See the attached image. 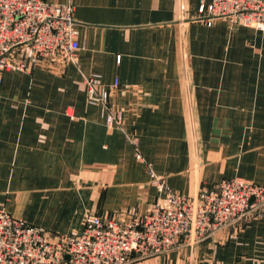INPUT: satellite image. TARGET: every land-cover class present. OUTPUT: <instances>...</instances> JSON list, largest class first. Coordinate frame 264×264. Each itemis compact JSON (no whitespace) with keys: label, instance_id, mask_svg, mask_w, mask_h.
Returning <instances> with one entry per match:
<instances>
[{"label":"crops","instance_id":"crops-1","mask_svg":"<svg viewBox=\"0 0 264 264\" xmlns=\"http://www.w3.org/2000/svg\"><path fill=\"white\" fill-rule=\"evenodd\" d=\"M45 1L74 6L77 63L1 74L0 208L58 237L87 213L142 215L164 196L147 165L184 196L233 177L264 186V32L194 22L200 0ZM90 74L118 81L120 128L87 104ZM131 264H264V216Z\"/></svg>","mask_w":264,"mask_h":264},{"label":"built area","instance_id":"built-area-1","mask_svg":"<svg viewBox=\"0 0 264 264\" xmlns=\"http://www.w3.org/2000/svg\"><path fill=\"white\" fill-rule=\"evenodd\" d=\"M191 20L206 27L220 21L264 32V0H200ZM78 36L69 1L0 0V83L3 72L30 73L38 65L63 73L77 63ZM83 84L87 104L102 108L108 127L120 128L123 114L110 102L118 81L105 86L101 76L90 74ZM126 140L137 146L130 137ZM136 157L141 160L138 153ZM147 167L164 196L142 215L134 209L111 217L87 213L81 231L51 237L0 208V264H131L191 251L220 230L264 216L263 185L233 177L184 196L170 191Z\"/></svg>","mask_w":264,"mask_h":264}]
</instances>
